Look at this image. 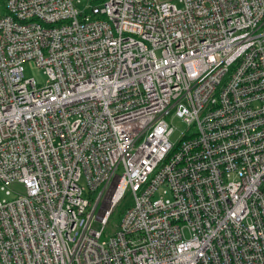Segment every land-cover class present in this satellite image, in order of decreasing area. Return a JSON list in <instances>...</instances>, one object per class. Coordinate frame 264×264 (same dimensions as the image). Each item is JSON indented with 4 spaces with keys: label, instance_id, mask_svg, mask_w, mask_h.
I'll use <instances>...</instances> for the list:
<instances>
[{
    "label": "built area",
    "instance_id": "1",
    "mask_svg": "<svg viewBox=\"0 0 264 264\" xmlns=\"http://www.w3.org/2000/svg\"><path fill=\"white\" fill-rule=\"evenodd\" d=\"M81 1L0 0V264H264V0Z\"/></svg>",
    "mask_w": 264,
    "mask_h": 264
},
{
    "label": "rangeland",
    "instance_id": "2",
    "mask_svg": "<svg viewBox=\"0 0 264 264\" xmlns=\"http://www.w3.org/2000/svg\"><path fill=\"white\" fill-rule=\"evenodd\" d=\"M86 4V0L81 1L77 5L79 9H82ZM23 72L26 77H32L37 84L42 85L46 81V75L42 72V69L37 67L33 61H26L23 63ZM171 126L173 127V135L171 136V141L174 142L179 137L180 133L185 129V125L178 118H172L170 121ZM16 192H22L23 188L20 186L12 185L10 187ZM0 197H5L4 194H0ZM131 205V200L126 195V198L122 199L117 206L114 208L111 216L109 217L108 223L103 228L102 238H107L112 235L115 230L118 229L120 219L122 217L123 211L125 208Z\"/></svg>",
    "mask_w": 264,
    "mask_h": 264
}]
</instances>
